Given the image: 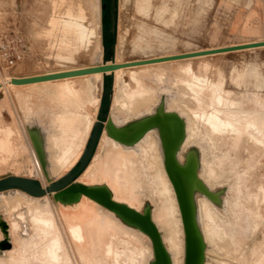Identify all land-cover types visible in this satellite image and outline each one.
Returning a JSON list of instances; mask_svg holds the SVG:
<instances>
[{
    "label": "rangeland",
    "instance_id": "1",
    "mask_svg": "<svg viewBox=\"0 0 264 264\" xmlns=\"http://www.w3.org/2000/svg\"><path fill=\"white\" fill-rule=\"evenodd\" d=\"M55 1L56 3H58L60 0L58 2L57 0H0V36L6 32L7 33L18 32L20 35L23 36V38L25 39L27 43V48L25 49L24 57L16 65V67H14L13 69H9V70H7L5 67H3L2 70L0 69V126L9 125L11 127L12 129L11 138L13 139L12 142H13V145L15 146L14 151L12 152L13 154L12 153L10 154L11 157L5 155V157L8 158L7 163L6 164L0 163V177H3L8 174H11V175L16 174V175H21V176L24 175V172L21 171V167H19L21 166V163H20L21 161L19 158L20 157L19 152L21 148L18 146L25 147L26 141L22 133L24 132V130H28V127H31L36 130L38 129L39 132H42L43 130V135L46 138L47 147L49 148L47 157L45 158L47 162V171L49 172L51 179L54 181V180H58V176L61 178V175H58V176L52 175L53 169H51L53 168V165L55 166V164L57 163L56 161H59L57 160L58 158H56L57 155L55 156L54 154L55 148L58 147L61 149L63 147L62 141L65 138V131H68V129L71 130L70 128H67L68 126L61 125L62 123V120L60 119L61 116L62 115L71 116V114H74L77 112V114H80L82 117H85L87 113H90L92 117H95L97 120H99L98 118V114L100 112L99 107L104 106V99L102 97V91H103L102 89H103V79L105 75H103L101 81H96L94 83L93 89L89 90L85 95H83L82 100H81L82 102L79 104V106L73 104L74 98H72L73 96L71 94L66 95V94L60 93L58 91V86L55 85L54 87H52L51 83L57 82L59 80H69L71 78L83 77L85 75L89 76L90 73L78 75V76L61 78V79L28 83V84H13L12 83L13 79L32 78V77H38V76H46V75H52V74H58V73H64V72H72V71H77V70H87V69L100 67L103 65L102 51L104 50V47L112 48L113 46H115L117 48L114 54L115 59L117 56H119L118 58L120 59L121 57L122 59V60L120 59L121 61H125V59H127L126 61H130L134 59L137 60V59H144L147 57L159 56V55H164V54H170V53L172 54L174 53V51L176 53L177 50H178L177 53H180V52L184 53V52L192 51V49L193 51L194 50H204V49L217 48V47L229 46L232 44L234 45V44H240V43H246V42L248 43V45L264 43V0H201V2L199 3L197 2L195 3L196 0L186 1L183 4V6H181L178 16L176 17L174 22L170 24V26L165 28V27H162V25H157V27L160 30H162V34L163 35L166 34V36H164V39L163 37H160L158 39L166 42L168 46L166 45V47H164L158 44V41L151 42L148 40L143 43V46L148 48L146 49L147 51L136 52V54L135 52L133 53L132 43L135 42L137 36L139 35L138 33H141L140 32L141 30L139 31V28H140V21L142 18L138 12L139 6L138 7L136 6L137 0H115L114 33L111 34V36L109 37V40L106 39V35H105L106 27L109 25V23L107 24V22L105 21L104 12L102 11V5L104 4V0H71V1L62 0L60 1L61 3L60 6L62 7V9H59L58 7L60 3H58V6H57L58 8H56L58 10L57 15H60L59 19L65 16L64 12L67 11L66 9H69V8L74 9V7L77 8L76 6H78L80 8V12L84 15L85 25L88 27L92 26L96 28V31L98 32L100 36L99 38L92 39V42L90 43V45H87V46L84 45L75 54V58L76 57L77 58L73 63H70V64L62 63V62L57 61L58 60L57 54L60 52L59 48L61 47L60 44L62 43H59V42L61 40V37H62L61 35L63 32L61 31V29H58V28L57 29L59 31H57V29L56 30L53 29L55 32L59 34L58 36V34L55 33L53 30L51 31V25L49 22L51 18L58 17L57 15H55L56 12L54 13V9H53V3ZM70 2H73V3H70ZM72 4H74V6ZM194 4H196L197 6L196 8ZM63 5H65L66 11H64ZM68 5L70 6L68 7ZM190 5L191 6L193 5L194 9ZM185 7L187 8L191 7L190 8L191 11L189 8L188 10L185 9ZM56 9L55 11H57ZM51 10H52V14H50ZM59 10L60 11L63 10L62 11L63 13L61 14ZM190 17H193V18H191L190 20ZM182 18L183 20L187 19V21L186 22L185 20L183 21ZM188 20L190 22L192 21L191 23L192 27H191V24L188 23ZM181 21L183 22V24ZM180 23L182 24L181 27H180L181 25ZM186 23L190 25L188 26V24L186 25ZM189 27L191 30L188 29ZM186 30H189V31H186ZM191 31L195 35H192ZM123 32H125V34ZM106 43H107V46H106ZM133 54L135 55L133 56ZM239 59L241 60L239 61ZM210 60H211L209 61L210 63L212 64L215 63V65H217L215 66V68L218 69V71H220V77L222 76L224 81H226L224 82L225 83L224 87L227 88L226 90L231 91L232 93L231 97L233 99H236L239 101H243L244 99H246L247 101L249 99L253 101L259 98L262 101H264V77H263L264 76V49L222 55V56L210 58ZM213 60L217 62L213 63L212 62ZM169 66L170 67L167 66L166 68H164L163 70L164 72L162 71V69L154 70L153 73L156 74L153 77L154 80L148 83L142 80L139 82V89L141 87L140 90L144 91V94H145L144 96H141L142 100L144 99V101L146 102V105L143 108H148L150 106H151L150 108H158V106L163 104L165 106V110L177 111L179 115L181 114L182 119L185 120L184 122H186V125H187V128L185 126V132H186L185 143L187 146L186 149L188 150L187 153L193 150L197 153L199 157L200 156L199 150L202 152L201 158L199 160L201 167L198 173L200 180L203 181L204 185L208 188V190L210 189L209 191L211 193L214 192L213 194L217 195L220 192H226L227 196L230 197L229 202L222 203V204L217 202L216 199H212L208 197L204 193L199 199L200 202L202 201L200 203L201 205L200 231L202 233L204 242L206 244L204 264H208V263L209 264H242L243 258L249 259L250 254H255L259 252L264 246V222H262L261 219L256 217L257 215L251 214L254 212L251 210L249 206V204H256L258 202L259 194H257L256 192L252 193L247 189L249 178L252 179L253 182L251 183H253L254 185L258 183V180L261 177L260 170L262 169V171L264 172V159L262 162L256 161L249 166H244L241 161V159L243 158V154L241 153V147L243 144L242 137L241 139H233L235 138L234 136L230 137L229 138L230 141L227 146L222 145V144H218V145L214 144L212 142L213 140H211V137L208 131L209 128H207V125L204 124L205 119L203 117L204 116L203 111L199 110V108L204 107L203 102L202 101L198 102L194 98V95H193L194 93L189 88L190 83H195L194 80L189 75H185L184 73L180 71V65L171 64ZM230 69L233 72H231ZM165 70L168 72V74L166 73ZM215 72L216 70L214 71L213 69L211 70V72H208V73L210 75H213L214 77H217L218 75L215 74ZM96 73H99V72H96ZM132 73L133 74L135 73L134 75H136V77L138 76L140 77L141 75L140 71H133ZM237 73L238 74L245 73L247 75L256 73L259 77L258 83H259L260 89H256L253 86L254 84H251L250 86H248L247 89H244V86L242 85V83H241V88L240 86L237 87L236 85L231 84L232 78L236 77L238 75ZM166 74L167 76H165ZM181 75L183 76L182 77L183 79L181 78ZM227 76H228V79H227ZM124 79L128 80V77L125 76ZM208 81L210 84L213 83V78L210 77ZM113 82H114V77H113ZM120 85L118 87L115 85V83H113L112 87L110 88L109 90L110 106L107 111V114L109 115L110 118H113L114 116L115 117L120 116V117H117V119L119 118L118 120L114 117V119L117 120L119 123L123 122L130 115L129 108H133L134 105L129 99V94L130 92L135 91V90H130L129 86L126 84H120ZM122 90H123V94H122ZM184 90H188V91H184ZM206 90L207 89L204 86H202L201 91H200V96L203 95V98L208 100L207 99L208 95L205 92ZM170 97L172 100L170 99ZM116 105H120V107H117ZM168 105H170L171 107ZM177 106L179 107L178 109L180 110L177 109ZM96 107L99 109H97ZM186 107H190L193 112L198 113L199 118L201 117L200 118L201 120H199L200 123H198L195 131H193V128H192L193 125H192V122L190 121L192 120L191 119L192 113L189 112ZM88 108H90V112L89 110H87ZM181 108L184 111L185 110L186 111L184 112L183 110H181ZM122 109H125V110H122ZM42 121L46 123V126L41 127ZM92 122H93V119L91 123L88 126H86V130L81 137V141L84 143L85 146H87L89 135L93 131L94 126ZM104 122H106V120H104ZM21 123H22V127H20ZM60 127H63V128H60ZM52 134H56L57 137L59 138V140L58 138H54L55 140L54 144L51 138H49V136ZM155 140L156 139L154 137V134L149 133L146 139L147 142L145 141L143 142V145H142L143 148L141 147L140 153L138 155L136 154L135 156L138 159L142 167V173L144 172L148 173V176L152 179L150 180L152 184H153V181L154 182L156 181L155 182L156 188L154 191L152 188L150 189V187L147 186L146 184V181L148 183V179H147L148 177L146 179L143 178V180H140L142 182L139 181L137 183H133L132 187L135 190H132L131 193H126L125 191H122L124 190V188H122L123 184L121 180L118 179L119 176H117L116 174L117 168L119 167L118 166L119 161H120L119 156L121 154L119 155V152L116 151V149L114 148V145L104 144L103 146L104 149H102L99 152V158L96 161V165L93 169V173L89 175L87 179H84V180L90 181L95 186H105L107 187V189H110L113 193L115 192L116 195L118 193L117 199H119V201L126 203L127 205H130L133 207L135 206L136 209L140 210L141 212L143 211L145 206L148 204L152 209V217H153L154 213L157 214L159 212L158 210L159 204L156 201L155 197L158 198L159 196L158 191L160 190L159 188H162L161 180H164V172H163L164 168L161 167L164 165H162L163 161H162V157L160 156L161 154L155 158L154 157L155 155L149 150L150 142L155 141ZM238 140L240 141V143ZM100 141L101 139L98 142L95 153L98 151V146L100 144ZM233 143H235V146L233 145ZM248 144H252V143L249 142ZM109 147H113L114 149L109 148ZM23 151H26V149H23ZM50 151L52 152V154ZM60 154H61V151L58 150V155L60 156ZM142 154L143 155L146 154L144 155V158ZM186 154H183L181 156V162H184ZM3 157H4V154L0 152V159H2ZM28 157L29 155L25 153L24 160L27 161ZM49 159H51L52 161L51 160L49 161ZM154 160L155 161L157 160V161L154 162ZM78 163L71 171H75L77 169ZM219 164H221V169L219 168L220 170L217 168V165L219 166ZM150 165L153 167H151ZM156 165L158 166L156 167ZM212 166L213 168H211ZM250 169L256 172L255 174H252V176H251V173H249ZM212 171L214 173H211ZM211 174L212 176L210 177ZM216 175H218L219 178L216 179L215 178ZM79 177L77 179H79ZM113 183L115 185H113ZM210 185L212 188L210 187ZM169 190L172 192V195ZM150 191L152 192L150 193ZM163 192L165 193L166 200L167 201L171 200L168 202L170 209L172 208L170 210V214H171L172 220L175 223V226L178 232L179 241L181 242V245H182V249H181V257H182L181 261L182 262L181 261L180 262L181 264H184V261H185V250H184L185 249V237L184 236L185 234H184V228H182L183 223H181L182 217L179 211V205L178 206L176 205L177 200H175L176 198H174L175 197L174 193L168 185H166V189ZM167 196H168V199H167ZM122 197H124V199ZM26 198L27 197L17 194L16 192H10V193L4 192L3 194H0V213H4L10 216V219L13 220V218L16 219L15 211H18L20 209H23V210L26 209L27 211L26 210L24 211V215H26L30 219L32 215H36L38 209L35 207V205H37L35 204L36 201L30 200V202H28L29 199H26ZM12 199L14 203L12 202ZM172 199H174L175 201ZM205 199L207 200V202ZM130 201L133 202L135 205L133 203H130ZM22 202L24 203V206H27V207H24L25 209L23 208ZM246 202H248V204ZM32 203L34 205H32ZM38 205H41V204H38ZM57 205H58L57 209L59 210L60 217H62V219L68 216H75L80 219H85V221L88 222L87 229L89 232V236L92 237V240L96 243V248H98V246H102L103 244L102 242L105 240H108V238L114 237L115 235L118 237L121 234L119 237L124 238L126 242H128L129 244V247H130L129 252H128L129 258L138 260L137 261L138 264H142L143 261L145 262V263L143 262V264H152L154 260V253L152 250L153 247L151 246L152 244L146 236L145 237L147 238L148 241L145 240L146 238L143 237L144 235L138 229L131 228L130 226L123 223L120 219H118V217L110 214L109 212L105 213L106 210L103 211L104 209L84 199L81 200L76 205L68 206L65 208H62V206H60L59 204ZM231 205H232V208L230 207ZM7 208H8V211H7ZM202 209H206L205 210L206 212L203 211ZM28 211L29 213H27ZM102 212L105 215L102 214ZM74 213L76 214L79 213L82 217H80L79 214L75 215ZM106 214H108L110 217ZM178 215L180 216L178 217ZM210 216L211 217L213 216V217L211 218ZM27 217H25L24 220L25 222H27L26 224L28 225V229L31 226L30 229L28 230L30 231L29 236L32 237V238L30 237L31 239H34L37 243H39L38 242L39 236L37 237L36 234L37 235H40V234L34 233L36 232L34 223L32 221L29 222V219ZM102 217L103 219L110 220L112 225L106 226L105 224L101 223L100 219H102ZM153 218L156 219V215ZM207 225H212L224 231L222 239L224 240L226 239L225 240L226 243L230 245V249L233 252L232 258L228 257L227 255L228 251L220 248L219 245H217L218 239H216L215 236L209 233V231L207 230ZM118 226L120 228H118ZM160 229H161L162 237L165 239V236L167 234L166 230L163 227ZM115 232H120V234L118 233L119 234L118 235ZM134 232L136 234V237H135ZM33 233L35 235H33ZM139 236L140 237L142 236V237L140 238ZM20 237H21L20 235L15 236L16 242L20 241L21 239ZM31 241L32 240L26 241V243L28 242L27 245H29ZM148 242L150 243L148 244ZM33 252H35V249ZM28 261L30 262V260ZM28 261H25V263H28Z\"/></svg>",
    "mask_w": 264,
    "mask_h": 264
},
{
    "label": "bare ground",
    "instance_id": "2",
    "mask_svg": "<svg viewBox=\"0 0 264 264\" xmlns=\"http://www.w3.org/2000/svg\"><path fill=\"white\" fill-rule=\"evenodd\" d=\"M58 1L59 0H57V2ZM60 1H62V0H60ZM60 1L58 3H60ZM69 1H71V0H69ZM186 1H190V0H137L136 6L137 7L139 6L138 12H139V15L142 17L141 21H140V28H139V31L141 30L140 31L141 33H138L139 35L137 34L138 36H137L135 42L132 43L133 44V53L135 52V54H136V52L147 51L146 49H148V48L143 46V43L148 41V40L151 42L158 41V44L166 47L167 43L164 42L163 40L158 39L160 37H163V39H164V36H166V34L164 33L165 35H163L162 30H160L157 27V25H162V27H165V28L170 26V24L173 23L174 20L176 19V17L178 16V13L180 11L181 6H183V4ZM196 2L199 3V2H201V0H196L195 3ZM58 3H56V1L53 3L54 13L56 12L55 15H57V13H58V10L56 8L59 7V9H62V7L60 6L61 3L59 4V6H58ZM70 3H73V2H70ZM50 4H51V2H50ZM190 4H191V2H190ZM72 5L74 6V4H72ZM194 5L196 8L197 7L196 4H194ZM69 6L70 5H68V7ZM76 7L77 8L74 7V9H72V8L66 9L67 10L66 11L65 5H63V9H64V11H66V12H64L65 16L61 15L63 17H61L59 19L60 15H57L58 17L55 16L57 18L53 17L49 21L50 25H51V31L53 29L56 30L58 28V29H61V31L63 32L62 33L60 31L62 33V35H61L62 37H61L60 42H59V40H58V42L62 43V44H60V46H61L59 48L60 52L57 54V59H58L57 61L62 62V63H68V64L73 63L77 58V57L75 58V54L84 45L85 46L90 45V43L92 42V39L100 37L98 32L96 31V28H94L92 26L88 27L85 25L84 15L80 12V8L78 6H76ZM191 7L194 9L193 5ZM188 8L185 7V9H187V10H188ZM55 9L57 11H55ZM62 11L63 10L60 11L61 14L63 13ZM190 11H191V9H190ZM193 12H194V10H193ZM50 14H52V10H51ZM191 18H193V17H190V20H191ZM182 20H183V18H182ZM184 20H185V22L187 21V19H184ZM188 23L191 24L192 21L190 22L188 20ZM188 23H186V25ZM182 24H183V22H182ZM182 24L180 25V27L182 26ZM190 24H188V26ZM191 27H192V24H191ZM58 29H57V31H59ZM188 29H190V27ZM186 31H189V30H186ZM55 33H57V32H55ZM123 33L125 34V32H123ZM170 33H171V31H170ZM191 33H192V31H191ZM167 35H168V33H167ZM192 35H195V34L192 33ZM58 36H59V34H58ZM59 39H60V37H59ZM57 45H58V43H57ZM244 45H248V43L246 42V43H240V44H234V45L232 44L229 46L210 48V49H204V50H194L193 51V49H192V51L184 52V53H181V52L177 53V51H178L177 50L176 53L174 51V53H172V54L170 53V54H164V55H159V56L147 57L144 59L130 60V58H129L130 61H126L127 59H125V61H121L122 60L121 57H120V59H121L120 60L118 58L119 56H117L115 59V65L119 66V67L116 68L114 71L90 73L89 76L85 75L83 77L71 78L69 80H59L57 82L51 83V85H52V87L57 85L58 91L62 94H66V95L71 94L73 96L72 98H74L73 104L79 106V104L82 102L81 100H82L83 95H85L89 90L93 89L94 83L96 81H101L103 75L111 74L114 77V83L116 86L119 87L120 84H126L129 86L130 90H135L133 92H130V94H129V99L132 102V104L134 105V107L129 108L130 115L128 116V118L125 119L121 123H119L117 121L119 119V118L117 119V117H120V116H116V117L114 116L117 120H115L114 117L111 118L112 121L114 122L115 126L121 129V128L128 127L132 123H136L138 120H140L141 118H144L145 116H148V115L155 113V111L157 109V108H150L151 106L148 108H143V107H145L146 102L144 101V99L142 100L141 96H144L145 94H144V91L140 90L141 87L139 89V82L142 80V81H145L146 83H148V82L154 80L153 77H154V75H156L153 73L154 70L162 69V71H163L164 68H166L167 66L170 67L169 65H171V64H176V65L178 64V65H180V71L182 73H184L185 75H189L195 82V83H190L189 88L194 93L193 94L194 98L198 102H201V101L203 102L204 107L199 108V110L203 111V115H204L203 117L205 119L204 124L207 125V128H209L208 131H209L211 140H213L212 142L216 145L222 144V145L227 146L229 141H230L229 140L230 137L234 136L235 138H233V139H241V137H242L243 144L241 147V153L243 154V158L241 159V161H242V164L244 166H249L256 161L262 162L264 159V101H262L259 98L256 100H253V101H251L249 99L247 101H246V99H244L243 101L233 99L231 97L232 96L231 91L226 90L227 88L224 87V84H225L224 82H226V81H224L222 76L220 77V71H218V69L215 68V66H217V65H215L214 62H217V61L213 60L212 62L214 64L210 63L209 61H211L210 58H214V57H218V56H222V55L261 50V49H264V46L256 47V48H249V49H242V50L232 51V52H224V53H219V54L200 55V56H194V57H189V58L168 60L169 58L183 56V55L198 54V53L209 52V51H213V50H221V49L232 48L235 46H244ZM148 46H149V44H148ZM171 46H172V44H171ZM131 50H132V48H131ZM135 54H133V56ZM102 56H103V51H102ZM54 59H55V57H54ZM156 60H159V62H156ZM227 60H229V59H227ZM240 60L241 59H239V61ZM141 62H151V63L139 65L138 63H141ZM257 63H258V61H257ZM112 64L113 63L111 61H109L107 63L108 66H110ZM213 69H214V71L216 70L215 74L218 75L217 77H214L213 75H210L208 73V72H211V70H213ZM77 71H80V70H77ZM133 71H140V73H141L140 77L139 76L136 77V75H134L135 73L134 74L132 73ZM230 71H231V69H230ZM231 72H233V71H231ZM166 73L168 74L167 71H166ZM167 74L165 76H167ZM125 76L128 77V80L124 79ZM182 77L183 76L181 75V78ZM210 77L213 78V83H211V84L208 81L210 79ZM179 79H180V77H179ZM227 79H228V76H227ZM258 80H259V77L256 73H252V74H248V75L245 73H242V74H238L236 77H233L231 84H234L237 87L240 86V88H241V83H242V85L244 86V89H247L248 86H250L251 84H254L253 86L256 89H260ZM140 86H141V84H140ZM202 86H204L207 89L205 92L208 95V98H207L208 100L203 98V95L200 96V91H201ZM125 90H126V88H125ZM146 91H147V89H146ZM151 91H152V89H151ZM184 91H188V90H184ZM122 94H123V90H122ZM125 98H126V96H125ZM170 99H171V97H170ZM123 100H124V98H123ZM116 104H118V103H116ZM171 104H173V103H171ZM114 105H115V103H114ZM147 105H148V103H147ZM63 106H65V105H63ZM116 106L120 107V105H116ZM168 106H170V105H168ZM99 108H97V109H99ZM178 108L179 107L177 106V109ZM186 108L188 109L189 112L192 113L191 114L192 120H190V119L189 120L192 122L193 131H195L198 123H200L199 120H201L200 119L201 117L199 118L198 113L193 112L190 107H186ZM125 109H122V110H125ZM172 109H174V108H172ZM87 110H89V112H90V108H88ZM178 110H180V109H178ZM181 110H183V109L181 108ZM120 112H121V110H120ZM169 112H175L179 115V113L177 111H169ZM179 116L181 117V114ZM60 119L62 120V123H63V124L61 123V125L68 126L67 128H70L71 130L68 129V131H65V138H64V140L62 139L63 140L62 141L63 147L61 149L58 147L55 148L54 154H55V156L57 155L56 158H58L57 160H59V161H56L57 163L55 164V166L53 165V168H51V169H53L52 175H57V176L61 175V178H62L63 176H65L66 174L71 172V170L77 165V163L80 161L81 157L84 154L86 146L81 141V137L86 130V126H88L91 123L92 119H93V122H92L93 126L95 125V123L98 120L95 117H92V115H90V113H87V115L85 117H82L80 114H77V112L74 114H71V116L62 115ZM90 119H91V121H90ZM43 126H46V123H44L42 121L41 127H43ZM185 126L187 128L186 122H185ZM20 127H22V123H21ZM24 128H26V127H24ZM60 128H63V127H60ZM60 128H58V129H60ZM30 132H32L33 135L35 134L40 139V141L42 142L46 157H47V153L49 151L48 150L49 148L47 147L46 138L43 135V130H42V132H39L38 129L36 130L34 128L28 127V130H24V132L22 133L24 135L25 141H26L25 147L24 146H18L21 148L20 152L18 151L20 153L19 154L20 157L19 156L18 157L20 158V161H21L20 162L21 166H19V167H21V171L24 172V175H22V176L37 178L42 182V184L45 185V184H48V182H47V179L45 177V173H44L43 167L41 165V162L39 160V157H38L36 150L33 146V143H32L31 137H30ZM149 133L154 134V137L156 139L155 141H151L150 144L148 143L149 144V150L155 155L154 156L155 158L161 154L160 156L162 157V161H163L162 165H164V153H163L162 141L160 138L159 131L157 129H152V130L148 131L138 142H136L133 145H124V144L120 143L119 141H117L116 139H114L110 135V133L107 131V129L105 128L104 132L102 133V136L100 138L101 141H100V144L98 146V151L93 155L92 160L90 161L89 165L84 170V172L80 175L79 179H77V182H80V183H83V184H86L89 186H95L90 181H85L84 179H87L89 177V175H91L93 173V169L96 165V161L99 158V152L102 149H104L103 146H104V144H106V145H114V148L116 149L117 152H119V155L121 154L119 156L120 157V161H119V165H118L119 167L118 168L116 166L115 167L117 168L116 174H117V176H119L118 179H120L122 184H123V187L122 186L121 187L124 188V190H122V191H125L126 193H131L132 190H135L132 187L133 183H137L140 180H143V178L146 179L147 177H148L147 178L148 183L146 181V184H147V186L150 187V189L152 188L154 191L156 188V186H155L156 181L155 182L153 181V184H152V182L150 181L152 179L148 176V173H145V172L142 173V167H141L138 159L135 157L136 154L138 155L140 153L143 142L144 141L147 142L146 139H147ZM11 135H12V129L9 125L0 126V152H2L4 154V157L2 159H0L1 164H6L8 161V158L5 157V155L11 157L10 154L14 151L15 146L13 145V142H12L13 139L11 138ZM48 135H47V137H48ZM90 135H89V137H90ZM49 138H51V140L54 144V141H55L54 138H58V137L56 134H52L49 136ZM150 138H152V137H150ZM185 139H186V135H185ZM58 140H59V138H58ZM249 142L252 144H248ZM239 143H240V141H239ZM233 145L235 146V143H233ZM236 145H238V144H236ZM48 146H50V145H48ZM147 147H148V145H147ZM109 148L114 149L113 147H109ZM186 148H187V146H186V143L184 140L180 154H179V160L180 161H181V156L188 152V150ZM23 149H26V151H23ZM52 149H54V148H52ZM233 149H234V147H233ZM58 150L61 151L60 156L58 155ZM199 152H200V156L198 157L199 158L198 162H199V160L201 158V154H202V152L200 150H199ZM25 153L29 155L27 161L24 160ZM51 154H52V152H51ZM146 154H144V155H146ZM144 155H143V158H144ZM150 159H151V157H150ZM50 160L51 159H49V161ZM156 161L154 160V162H156ZM159 161H160V159H159ZM203 164H205V163H203ZM153 166H154V164H153ZM153 166H151V167H153ZM157 166L158 165H156V167ZM204 166H206V165H204ZM161 167L164 168V171H163L164 172V180H161L162 188H159L161 191L160 190L158 191L159 192L158 198L155 197L156 201L159 204V206H158L159 212L157 214L154 213V216L156 215L157 220L155 218H153L154 216L152 217V219H153L154 223L156 224V226L158 227L160 232H161L160 228H162V227L165 228V230H166L167 234L165 236V239L163 237H162V239H163V242H164L168 252L171 255L172 264H181V262H182L181 261L182 260L181 259L182 258L181 257L182 245H181V242L179 241L178 232H177L175 223L172 220L171 214H170V210L172 208L170 209L168 202L171 200L167 201L166 197H165V193L163 192L166 189V185H168L172 189L174 196H175V197L174 196L173 197L176 198L175 200H177V196H176L174 187H173V185H172V183H171V181L167 175V172L165 170V166H161ZM200 167H201V164L199 163L198 173H199ZM211 168H213V166ZM217 168L221 169V164H219V166L217 165ZM205 169H207V168H205ZM214 169H216V168H214ZM210 171H211V169H210ZM260 171H261V177L258 180V183H256V185H254L253 183H251V182H253L252 179L249 178L248 184H247V189L252 193L256 192L257 194H259L258 202L256 204H249V206H250L251 210L254 212L251 214L257 215L256 217H258L259 219L262 220V222H264V172L262 171V169ZM211 173H214V172L212 171ZM249 173H251V176H252V174H255L256 172H254V170L250 169ZM48 174H49V172H48ZM14 175L15 176H21V175H16V174H14ZM159 175H160V173H159ZM114 176H116V175H114ZM211 176H212V174L210 175V177ZM49 177H50V174H49ZM198 177H199V175H198ZM59 178L60 177L58 176V179ZM215 178L217 179V178H219V176L216 175ZM140 182H142V181H140ZM167 182H168V184H167ZM113 185H115V184L113 183ZM210 187H211V185H210ZM108 190L110 191L111 196L115 201H117L119 203H123V202L119 201V199H117L118 193L116 195L115 192L113 193L110 189H108ZM114 190H115V188H114ZM7 192H9V193L10 192H16L17 194L23 195V196L27 197L26 199H29L28 202H30V200L36 201L35 204H37V205H35V207L38 209V211L36 210L37 211L36 215H32V216L30 215L31 217L29 219L26 215H24V211L26 210L24 207H27V206H24V203H23L24 201H23L22 202L23 208L25 210L20 209L23 212H21L20 210L15 211L16 212L15 213L16 219L13 218V220H11L10 216H8L4 213H0V215H2V217L8 223L9 236H10L11 243H12V248L10 250L4 251L3 254H0V264H138L137 263L138 260H135L133 258L128 257V252H129L130 247H129L128 242H126V240L124 238L119 237L121 235L120 232H115L116 234H118V233L120 234V235L118 234L119 238L116 235L114 237L108 238V240H105L102 242L103 243L102 246H98V248H96V243L92 240V237L89 236V232L87 229V227H88L87 223L88 222L85 221V219H80V218L75 217V216H68V217L65 216L66 218H63V219H62V217H60L59 210L57 209V206H58L57 204L62 206V208H65L68 206L76 205L83 199L88 201V202H92V203L96 204L100 208L104 209L103 211L106 210L105 213L109 212L110 214L118 217L114 212H112L109 209L105 208L104 206L98 204L97 202L88 198L87 196H82L77 202H74V203H63V202H54L49 195L38 198V197L30 196V195L22 192L19 189L9 190ZM151 192L152 191H150V193ZM3 193L4 192H1L0 194H3ZM126 193H125V195H126ZM132 194H133V192H132ZM202 194H203L202 192H198V191L194 193V203L196 205V211H197L196 217H197L199 228L201 226V215H200L201 205H200V203L202 202V201L200 202L199 199L202 196ZM171 195H172V192H171ZM122 198L124 199V197H122ZM215 198H216V201L219 202L220 204L227 203L230 201V197L227 196L226 192H220L219 194L216 195ZM167 199H168V196H167ZM255 199H254V201H255ZM172 200H174V199H172ZM126 201H128V200H126ZM12 202H13V199H12ZM176 202L178 203V200ZM206 202H207V200H206ZM130 203H133V202L130 201ZM177 203H176V205L178 206L179 204H177ZM246 203L248 204V202H246ZM5 204H4V206H5ZM38 204H41V205H38ZM123 204H126V203H123ZM32 205H34V204L32 203ZM128 206L133 208L134 210L141 212L140 210L136 209L135 206L134 207L130 206V205H128ZM139 206H141V205H139ZM230 207L232 208V205ZM101 210H99V211H101ZM202 210L205 211L206 209H202ZM7 211H8V208H7ZM179 211H180V209H179ZM172 212H173V210H172ZM174 212H176V211H174ZM208 212H209V210H208ZM208 212H207V214H208ZM27 213H29V211ZM74 214L78 215L79 213H77V214L74 213ZM102 214H104V213L102 212ZM88 215H89V213H88ZM106 215H108V214H106ZM24 216L29 219V222L32 221L34 223V226L36 229V232H34V233L40 234V235L36 234L37 237L39 236L38 237L39 243H37L34 239H31L32 237L29 236L30 231H28V230L30 229L31 226L29 225L30 227L28 229V225L26 224L27 222H25V220H24V218H25ZM179 216L180 215H178V217ZM80 217H82V216L80 215ZM202 217H203V215H202ZM118 219H120V218L118 217ZM97 220H98V218H97ZM100 222L105 224L106 226L112 225L110 220L103 219V217H102V219H100ZM113 222H114V220H113ZM262 222H260V223H262ZM181 223H183V222H181ZM119 226H118V228H120ZM128 226H130V225H128ZM130 227L138 229L137 227H134V226H130ZM178 229H179V227H178ZM204 229H206V228H204ZM113 230H115V229H113ZM207 230L209 231V233H211L213 236H215L216 239H218L217 245H219L220 248L228 251L227 252L228 257L232 258L233 252L230 249V245L226 243V241H225L226 239L225 240L222 239L224 231L220 230L217 227H214L212 225H207ZM139 231L144 235L143 237L146 236L150 240V242L152 244L151 246L153 247V243H152L151 238L145 232H143L141 230H139ZM34 233H33V235H35ZM122 234H123V232H122ZM134 234H135V232H134ZM17 235H20L21 239H20V241L16 242L15 236H17ZM135 237H136V234H135ZM180 237H182V236H180ZM3 238H4L3 233L0 230V241H2ZM145 238H143V239H145ZM147 238L145 240H147ZM30 240H32V241L34 240L35 243H34V241L33 242L31 241L30 244L27 245L28 242L26 243V241H30ZM207 240H209V239H207ZM150 242H148V244ZM34 249H35V252H33ZM184 250H182V251H184ZM20 258H22L23 260ZM28 260H30V262ZM25 261H28V263H25ZM143 262H142V264H143ZM242 264H264V246L259 252L255 253V254H250L249 259L243 258Z\"/></svg>",
    "mask_w": 264,
    "mask_h": 264
},
{
    "label": "water",
    "instance_id": "3",
    "mask_svg": "<svg viewBox=\"0 0 264 264\" xmlns=\"http://www.w3.org/2000/svg\"><path fill=\"white\" fill-rule=\"evenodd\" d=\"M115 0H105L102 5L104 17L109 19V25L106 27V35L110 37L114 33ZM264 43L250 44L244 46H235L221 50H213L198 54L183 55L169 58L168 60L189 58L200 55H212L224 52L238 51L242 49L262 47ZM116 47H104L103 50V65L97 68L64 72L46 76H38L24 79H13V84H28L47 80L61 79L66 77L78 76L87 73L108 72L114 71L119 66L115 65ZM111 61L113 64L108 66ZM159 62V60H156ZM151 62H141L139 65ZM113 76L105 75L103 79L102 97L104 106H100L98 114L99 120L95 123L93 131L89 137L88 144L84 154L81 157L77 169L71 171L58 180H52L47 171L46 155L44 147L40 139L32 132L30 137L36 153L43 167L45 177L48 184L34 177H24L15 175H5L0 177V193L9 190L19 189L22 192L33 197H44L49 195L54 202L74 203L82 196L94 200L98 204L104 206L114 212L124 223L130 226L137 227L145 232L152 240L154 260L152 264H172L171 255L168 252L162 234L152 219V209L147 204L142 212L134 210L126 204L115 201L110 191L105 186H89L77 182V178L81 175L89 165L95 154L98 142L106 128L110 135L124 145H133L138 142L148 131L157 129L162 141L164 153V166L167 175L174 187L179 209L182 217L184 234H185V261L184 264H204L206 244L200 231L197 221L196 205L194 203V193L202 192L212 199H216V194L211 193L208 188L198 177V155L195 151H191L185 155L184 162L179 160V154L185 140V122L175 112L165 110V106L161 104L156 109L155 113L141 118L136 123L130 124L125 128L115 126L112 119L107 114L110 106L109 90L113 85ZM106 120V122H104ZM0 230L3 233V240L0 241V254L12 248L11 239L9 236V226L6 220L0 215Z\"/></svg>",
    "mask_w": 264,
    "mask_h": 264
},
{
    "label": "built area",
    "instance_id": "4",
    "mask_svg": "<svg viewBox=\"0 0 264 264\" xmlns=\"http://www.w3.org/2000/svg\"><path fill=\"white\" fill-rule=\"evenodd\" d=\"M27 43L18 32L0 36V69H13L23 59Z\"/></svg>",
    "mask_w": 264,
    "mask_h": 264
},
{
    "label": "trees",
    "instance_id": "5",
    "mask_svg": "<svg viewBox=\"0 0 264 264\" xmlns=\"http://www.w3.org/2000/svg\"><path fill=\"white\" fill-rule=\"evenodd\" d=\"M105 21H106L107 24H108V20H105ZM105 35H106V33H105ZM106 39L109 40V37L106 36ZM106 46H107V43H106Z\"/></svg>",
    "mask_w": 264,
    "mask_h": 264
},
{
    "label": "flooded vegetation",
    "instance_id": "6",
    "mask_svg": "<svg viewBox=\"0 0 264 264\" xmlns=\"http://www.w3.org/2000/svg\"><path fill=\"white\" fill-rule=\"evenodd\" d=\"M104 3H105V0H104ZM103 12H104V11H103ZM104 14H105V13H104ZM104 19H105V20H108V23H109V19H106L105 17H104ZM106 36H107V35H106Z\"/></svg>",
    "mask_w": 264,
    "mask_h": 264
}]
</instances>
